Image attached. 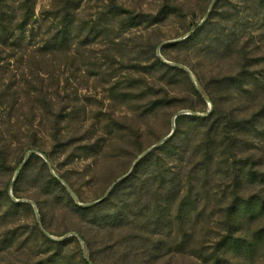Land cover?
I'll list each match as a JSON object with an SVG mask.
<instances>
[{
    "label": "trees",
    "instance_id": "trees-1",
    "mask_svg": "<svg viewBox=\"0 0 264 264\" xmlns=\"http://www.w3.org/2000/svg\"><path fill=\"white\" fill-rule=\"evenodd\" d=\"M34 1L0 0V60L23 59L26 54L52 57L68 52L72 37L80 39L83 46L101 33L98 18L73 30L75 1L55 0L45 16L49 26L33 49H27V26L36 20ZM166 1L151 24L161 22L163 10L171 8ZM133 17L127 22L132 23ZM200 22L193 23L186 34ZM203 35L208 40L200 43L201 54L212 62L230 59L233 52L236 68L232 74H217L206 83L198 79L202 92L192 87L200 101L204 95L212 102L210 114L178 116L173 137L142 159L132 174L97 205L79 206L60 181L47 174L60 189L57 200L65 199V207L82 225L75 229L88 258L82 257L78 244L79 261L73 254H65L64 247L76 243L74 237L52 241L43 234L40 227L47 231L45 214L38 206L40 224L33 230L39 234H28L21 242H16L14 234L0 240V255L11 249L22 255V260L8 264H264V158L254 150L256 141L264 140V102L256 105L264 96V0H217L207 21L194 34L170 46L185 48ZM154 64L188 79L182 69L158 59ZM2 89L0 175L9 168L13 144L39 148L28 138L38 109L37 98L27 93L31 106L23 114L21 95L13 90L11 81ZM51 128L58 133L57 120H52ZM25 138L29 140L24 142ZM66 143L55 139L52 146L69 145ZM41 153L51 163L47 152ZM33 160L40 161L44 169L48 167L40 156L32 154L23 168ZM21 170L14 182V194ZM58 178L80 200L69 178ZM4 200L8 202L5 217L32 206L12 201L7 191L0 198V207Z\"/></svg>",
    "mask_w": 264,
    "mask_h": 264
},
{
    "label": "rangeland",
    "instance_id": "rangeland-1",
    "mask_svg": "<svg viewBox=\"0 0 264 264\" xmlns=\"http://www.w3.org/2000/svg\"><path fill=\"white\" fill-rule=\"evenodd\" d=\"M74 1L77 19L73 30L98 18L96 24L101 33L97 38L92 37L82 46L80 39L72 37L68 52L52 57L26 54L23 59L0 60V92L3 84L11 81L13 90L21 95L19 104L23 105V114L31 106L27 93L37 98L38 109L28 138L39 144V148L13 144L9 168L0 175V198L7 191L14 202H34L45 214V231L50 240L75 238L76 243H69L64 249L65 254H73L79 261L77 244L82 257L88 258V251L84 243L83 247L80 245L75 229L82 225L65 207V199L57 200L60 189L49 181L48 167L44 169L38 160L31 161L22 169L14 194L13 179L25 154L36 149L47 152L56 175L69 178L80 197L79 202H95L116 179L127 173L142 152L171 132L172 119L178 112H191L188 108L201 114L208 112V103L193 93L192 87L202 92L198 79L206 83L217 74H232L236 68L233 52L230 59L212 62L201 54L200 43L206 44L208 40L204 35L185 48L172 47L170 43L160 49L165 61L186 66L195 84L189 75L187 79L180 72H167L159 64L153 66L155 60H160L159 46L184 38L191 25L204 18L213 0H168L171 8H164L165 16L157 24H151V20L166 0ZM53 3L55 0L33 2L36 20L27 26V49H33L49 26L45 16ZM130 16H134L132 23L127 22ZM219 56L221 59L222 55ZM262 102L264 96L259 97L256 105ZM52 120H57L58 133L51 128ZM55 139L69 145L61 144L54 149ZM78 140L83 143L77 144ZM255 144V152L264 158V140H257ZM86 145L91 146L84 149ZM7 207L8 202L2 201L0 240L14 234L16 242H21L27 240L28 234H39L33 230L37 224L33 206L19 208L5 217ZM195 230L198 232L199 227ZM1 253L0 264L23 259L15 249Z\"/></svg>",
    "mask_w": 264,
    "mask_h": 264
},
{
    "label": "water",
    "instance_id": "water-1",
    "mask_svg": "<svg viewBox=\"0 0 264 264\" xmlns=\"http://www.w3.org/2000/svg\"><path fill=\"white\" fill-rule=\"evenodd\" d=\"M217 0H213L209 6V9L206 13V15L204 16L203 20L200 22V24L192 29L184 38H181V39H178V40H174V41H170V42H165L163 44H161L159 46V48L157 49V56L158 58L163 61L164 63H166L167 65L169 66H172V67H177V68H180L182 70H184L185 72L188 73V75L191 77L193 83L195 84V81L193 79V76H192V73L191 71L184 65H181V64H176V63H171V62H167L164 60V58L162 57L161 53H160V49L166 45V44H170V43H178V42H181L182 40H185L187 39L188 37H190L192 34L195 33V31L197 30V28L201 27L208 19L210 13L212 12L213 8H214V5L216 3ZM203 99L208 103L209 105V110L207 113L205 114H201V113H197V112H188V111H181V112H178L174 118L172 119V129H171V132L169 133L168 136H166L164 139H162L160 142H158L157 144L151 146L150 148H148L144 153H142L135 161L134 163L132 164L129 172L127 174H125L124 176L120 177L119 179H117L109 188L108 190L106 191V193L102 196V198H100L99 200L95 201V202H91V203H87V204H81L77 198V196L72 192V190L70 189V187L68 186V184L62 180L61 178H58V176L56 175L53 167H52V164L50 163L49 159L47 158V156L37 150H32V151H29L25 154V158L23 160V162L19 165L16 173H15V176H14V179H13V183L16 181L19 173H20V170L26 165L27 161L29 160L30 158V155L34 154V155H38L40 156L42 159H44V161L47 163V166H48V169H49V172L55 177L57 178L60 183L67 189L68 193L72 196V198L74 199V201L81 207H91V206H94V205H97L99 203H101L102 201H104L109 195L110 193L112 192V190L118 185L120 184L121 182H123L124 180H126L133 172V170L135 169V167L137 166V164L142 160L144 159L145 157H147L150 153H152L155 149H157L158 147H160L162 144H164L165 142H167L169 139H171L175 133V130H176V125H175V121H176V118L178 116H181V115H190V116H194V117H206L208 114L211 113L212 111V108H213V104L212 102L206 97V96H202ZM12 199L14 200V198L12 197ZM15 202H24V203H28V204H31L36 212V215H37V223L40 224V220H39V216H38V209H37V206L34 202L32 201H29V200H15ZM41 231L43 232V234L48 237V238H51V236L42 228L40 227ZM66 238V236L62 239L64 240ZM79 239V242L81 244V246L83 247V241L81 238H78Z\"/></svg>",
    "mask_w": 264,
    "mask_h": 264
}]
</instances>
